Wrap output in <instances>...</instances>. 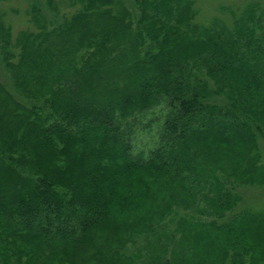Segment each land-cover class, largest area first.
<instances>
[{"label": "trees", "instance_id": "obj_1", "mask_svg": "<svg viewBox=\"0 0 264 264\" xmlns=\"http://www.w3.org/2000/svg\"><path fill=\"white\" fill-rule=\"evenodd\" d=\"M195 1L0 21V264L264 263L240 189L264 184V9L199 23Z\"/></svg>", "mask_w": 264, "mask_h": 264}, {"label": "rangeland", "instance_id": "obj_2", "mask_svg": "<svg viewBox=\"0 0 264 264\" xmlns=\"http://www.w3.org/2000/svg\"><path fill=\"white\" fill-rule=\"evenodd\" d=\"M33 0H0V21H2L5 27H9L12 40L15 38L17 33L21 30H32L36 31V26L30 20V3ZM43 8L45 7V0H37ZM57 4L60 12L66 15H69L74 10L77 9V5H71L69 0H54ZM257 2L260 9H264V0H196L195 6L198 9V14L195 17V21L199 23H205L211 20L213 17H219L226 24L231 25L233 16L230 13L229 9L235 12L236 15H239L241 10L248 5L250 2ZM221 7H226L225 9H221ZM81 53L78 56L80 59L83 55H85L86 51L81 49L79 51ZM3 72L9 73L6 69H3ZM7 73V74H8ZM0 78H3L1 70H0ZM158 109H154V113L147 114L142 121L146 123V121L153 117L158 116ZM156 127V124H153V128ZM154 130V129H152ZM149 133V128L144 127L142 123L139 125L136 136L133 139L134 150L138 149H146L149 145H151L152 139ZM259 144L263 149V163H264V139L259 138ZM244 193L246 204L251 205L254 208L264 209V184L257 186H247L240 188ZM264 264V263H263Z\"/></svg>", "mask_w": 264, "mask_h": 264}]
</instances>
